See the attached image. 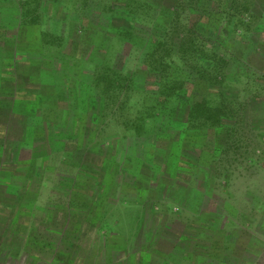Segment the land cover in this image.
Here are the masks:
<instances>
[{
    "label": "rangeland",
    "instance_id": "rangeland-1",
    "mask_svg": "<svg viewBox=\"0 0 264 264\" xmlns=\"http://www.w3.org/2000/svg\"><path fill=\"white\" fill-rule=\"evenodd\" d=\"M23 1L22 10L17 0H0V28L21 39L12 46L23 47L30 61L50 56L51 39L61 38L52 52L66 59L53 84L63 105L70 104L67 121L80 144L79 124L91 116L94 122L83 157L75 154L107 182L97 193L56 178L60 194H28L22 203L29 210L19 211L15 191L27 190L29 180H12L17 189L1 185L0 264H264V105L255 100L264 98V0ZM189 7L201 12L190 14ZM255 28L261 33L253 34ZM122 29L134 31L132 51ZM33 38L50 46L27 41ZM209 73L223 79L209 83ZM177 87L190 100L211 99L227 110L222 125L197 120L199 130L181 132L185 105ZM101 143L110 160L96 153ZM112 189L108 217L117 211L124 222L121 208H143L126 214L137 217L127 223L136 221L117 232L100 228ZM74 190L95 202H71L64 195ZM175 245L185 250L165 256Z\"/></svg>",
    "mask_w": 264,
    "mask_h": 264
},
{
    "label": "crops",
    "instance_id": "crops-1",
    "mask_svg": "<svg viewBox=\"0 0 264 264\" xmlns=\"http://www.w3.org/2000/svg\"><path fill=\"white\" fill-rule=\"evenodd\" d=\"M17 1H19L20 7L23 10L27 3L23 0ZM1 22L0 19V23ZM27 29H29V27H27ZM6 33L7 31H3V29L0 28V160L3 161V165L0 167V186L4 185L13 187L12 189H17L16 186H13L15 184L12 182V180H15L17 177H24L27 181L29 180L27 185L28 189L31 184H33L31 190H24L25 188L23 187V190L15 191L17 199L20 201L19 204L17 203L18 211L19 208L21 210H29L26 204L22 203L24 196L28 194L29 196L43 193L60 194V188L57 190L58 193L54 191V179L56 178H63L62 185L65 184L74 189H76L77 185L91 189L95 187L98 189L97 193H99L104 187V184L106 186L104 181L107 182V178L103 177L97 181L96 174H91V167L93 166L88 167L87 163L78 162L77 154H75L76 152L80 153L78 157H83L89 142H91V129H94V122H92L93 116L87 112L89 113L87 115L91 116V118L89 117V122L82 121L79 124V128L85 131L84 140L82 144H80L81 138H79L78 135L76 138V134L70 132L69 126L71 123L67 121L66 113L69 112L70 104L63 105L65 104L63 100L65 97L58 94L59 89L55 87V85L57 86L59 84L58 77L61 64H63L62 59H66L62 58L63 54H61V52H52L55 45L56 47H60L61 38L54 35L51 39L50 42L52 44L51 48H49L51 50L50 56L44 59L39 56L36 57V60L30 61L26 55L20 52L23 47H20V49L12 46L13 43L16 44V41L17 45H21V39L19 38V40L14 41L12 37L6 35ZM49 36L50 35H47V37ZM15 38L16 35L14 39ZM33 40L27 39L29 43H40V45L45 48V44L50 46V44H47L43 40H38V38H33ZM26 49L27 48H24L25 51ZM32 49L31 47V50ZM27 50L29 51V49ZM82 62H86V59H83ZM66 63L67 65L65 66L70 64L68 60ZM83 69L85 68L83 67ZM54 82L55 85L53 84ZM49 83L51 87L48 89L46 84L49 85ZM91 93L92 91H90V94ZM90 94L88 96L89 103L92 99ZM72 120L75 121L73 118ZM61 137L64 138L63 141L60 140ZM54 140H60V143ZM97 148L96 153L100 157L106 158V160L111 159V156L104 157L102 143L98 144ZM91 149L93 148L91 147ZM72 153L76 155L75 159L70 158ZM58 156L60 161L56 163V157ZM77 164L80 167H78ZM65 165L74 169V173L75 171H81V174L68 173L66 169L63 168ZM98 169L101 171L103 170L104 173L106 172L105 165H102V163L101 167ZM49 176L50 178L52 177L50 181H48ZM1 178H3V180ZM50 185L53 186L52 190L50 189ZM114 188L117 187L114 186ZM186 188L188 187L185 186L182 187V189L176 188L172 196L177 193L176 190L182 193ZM116 191L117 189H112L109 192L110 194L104 192L106 195L105 209H107L100 219V221H103L100 228L111 232H117L122 228H130L136 220L127 223V219H135L137 217H134L133 214L126 216V214L138 211L139 208L141 211L143 210L142 206L134 209L126 206L124 210L121 208L122 213L120 216L127 218L124 222L118 217L117 211V217L115 212L111 217H108L112 214L109 213L110 209H112L109 204L110 199ZM91 193L93 194V192ZM79 194L82 193L77 190L75 193H68L64 196L70 199V195H72L70 199L71 202L77 200L88 203L89 198L90 203L95 202L91 195H87L88 198L86 195L82 194V196H80ZM21 196L23 197L21 198ZM154 196L156 197V194H154ZM51 197H53V195H51ZM155 209H159V207L153 205L152 211L154 212ZM68 210L74 211L71 204L68 206ZM167 210L169 211V208H167ZM111 218L114 219L110 220ZM138 226H140V224L136 225V227ZM126 237L127 241H129L130 234ZM201 237L202 236L198 235L197 239ZM175 246L169 249V251L164 252L166 253L165 256L173 257L179 249H184L182 246ZM152 254L153 253H150V256Z\"/></svg>",
    "mask_w": 264,
    "mask_h": 264
},
{
    "label": "trees",
    "instance_id": "trees-1",
    "mask_svg": "<svg viewBox=\"0 0 264 264\" xmlns=\"http://www.w3.org/2000/svg\"><path fill=\"white\" fill-rule=\"evenodd\" d=\"M150 1H152V3H154L156 5L158 3H160V0H150ZM204 1L207 2V5L210 2H212V0H204ZM178 2H177L176 5H178ZM188 2H191V1L188 0ZM192 7H194V6H192ZM192 7L188 8L190 14H199L201 12L200 9L197 10L196 8H192ZM201 9L202 10H206L207 8H206V6H201ZM251 13L253 15H255V17H258L259 19L262 18V15L256 13L253 10L251 11ZM150 20H151L150 22L153 24L155 18L154 17H150ZM122 31H123V29H122ZM122 33H123V35H124V33H125V35H129V37L126 40V43H124V44H127L130 47V51H132V49H133V47L135 45V42L137 41V39L135 38L134 31L125 30V32L123 31ZM252 33L257 35V34L261 33V31L258 28H255V29L252 30ZM194 44H195V47H197L195 40H194ZM182 49H184V48H182ZM153 52H154V50L151 52L150 55L154 54ZM197 52H195V54ZM197 56H198V59H201V56L199 54ZM148 60H149V63L152 66H154V67L157 66V62H155V59H154V61L151 60L150 58ZM165 65L167 66V64H165ZM166 66H164V69H166L165 68ZM116 68L117 67H114V69H116ZM160 77H161V75H160ZM114 78L118 79L117 83H120V79L119 78H116V77H114ZM218 79L221 80V79H223V77L220 76V74H215V76L212 75V77H211L210 73L205 77V80L208 81L209 83H214L215 80L218 81ZM108 82L111 83L113 81H111L110 78H109ZM132 83H134V81H132ZM167 87L171 88V86H167ZM181 89L182 88H178V87L175 89V94H177L178 100L181 102V104L183 103V105H185L184 111H183L184 112V114H183V118L184 119L180 122L184 126V128H182L180 130L181 132L187 133V130L192 129V126H193V128L198 129L196 127L198 125V124H196L197 120H198V122L200 120H203V119L204 120H209L214 127L222 125L221 122H223V120L228 115V113L226 112L227 110H222V107L220 105H218L215 101L211 100V99L201 98V101H200V100H198V98H196V99L193 98L192 100H190L189 96L187 95L188 93L187 92H183L182 91L183 89L182 90ZM255 100L256 101L260 100L262 102V105H264V98L255 97ZM142 120L145 121V119H142ZM262 121H263V125H264V118H263ZM177 125H179V124H177ZM194 125H196V126H194ZM204 125H206L205 122L201 125V127L204 128Z\"/></svg>",
    "mask_w": 264,
    "mask_h": 264
}]
</instances>
